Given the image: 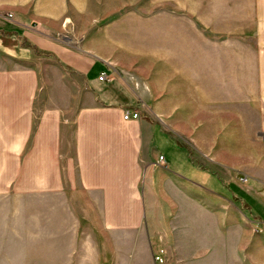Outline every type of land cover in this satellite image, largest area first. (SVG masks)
Wrapping results in <instances>:
<instances>
[{"label": "crops", "instance_id": "0c3cea01", "mask_svg": "<svg viewBox=\"0 0 264 264\" xmlns=\"http://www.w3.org/2000/svg\"><path fill=\"white\" fill-rule=\"evenodd\" d=\"M116 3L127 5L126 0ZM75 5L79 7L71 11L90 10L89 0ZM52 6L47 4L43 10L54 11ZM159 8L161 51L171 60V70L179 67L175 61L181 58V45H193V139L209 156L218 157L213 161L221 167L214 166L213 171L201 170L187 148L160 130L174 152L168 161L159 148L154 122L123 119L128 110L141 115V107L136 93L107 59L54 42L29 22L16 16L9 19L0 7V212L16 204L12 216L18 218L28 199L37 220V212L47 206L52 242L35 244L33 250L48 252L49 258L31 264H142L140 252L149 253L145 264H157L154 255L160 251L167 253L164 264H170L165 242L174 235L176 215L168 183H156L153 177L161 171L220 200H235L264 232V106L246 105L256 94L247 88L248 69L227 64L231 52H208L202 41L206 36L202 39L193 31L189 42L188 30L180 31L181 13H192L193 23L203 22L210 34L241 43L246 35L243 29L264 27V0H160ZM249 12H256V18L250 19ZM196 24L195 28L203 27ZM241 56L238 53L236 58ZM48 58L53 66L41 69ZM97 61L106 69L93 74L91 66ZM102 75H106L103 81ZM184 93L167 77L160 118L164 119L165 108L189 104L180 99ZM232 162L247 172L246 184L240 182L242 178L230 180ZM156 199L160 207L153 205ZM57 239L62 242H53ZM24 249L7 244L0 251ZM20 257L4 259L30 264Z\"/></svg>", "mask_w": 264, "mask_h": 264}, {"label": "rangeland", "instance_id": "374dc122", "mask_svg": "<svg viewBox=\"0 0 264 264\" xmlns=\"http://www.w3.org/2000/svg\"><path fill=\"white\" fill-rule=\"evenodd\" d=\"M102 1H109L111 4H103ZM116 1L89 0V11L75 12L71 9L79 7L75 4H81L82 0H0V7H4L9 14V19H14L16 16L29 22L35 29L41 30L52 38L54 42L77 52H88L107 59L136 93L139 107H141V118L149 119L156 124L159 130L157 133L159 148L168 161H171L174 152L169 142L159 133L160 130L165 131L187 148L191 161L201 170L213 171L214 166L221 167L213 161L218 157L209 156L206 151L195 145L196 142L193 139V117L191 116L194 115L195 109L190 104L192 95L190 89L193 84L191 72L193 62L190 55L193 49L192 43L181 45L179 53L181 58L174 59L179 67L171 70V60L167 61L161 51L160 0H126L127 5H118ZM50 3L53 4L54 11L43 10ZM59 6H66L68 10L56 11L55 9ZM119 6L131 9L115 12L108 10ZM151 6L154 7L153 10H148ZM191 18L192 13H181L180 31L183 34L184 30H188L186 40L192 42L194 31V34L201 36L202 39L206 36L202 40L205 41L203 45L206 51L231 52L232 59L226 61L227 64L231 67L248 69V74L244 76L248 84L247 88L252 95L256 94L250 97L246 105L250 103L257 108L263 107L264 27L243 29L246 35H242L241 43L233 37L226 38L229 40L224 42V39L216 37L217 34H210V29L205 28L204 23L199 20H196V23H200L203 27L195 28L197 24L193 23ZM249 18H256V12H249ZM57 23L59 25L57 27L43 26V24L56 25ZM185 24L187 27H184ZM231 40L234 41L231 42ZM197 46L196 44V48ZM238 53L242 55L241 59L236 58ZM184 56L185 58H182ZM43 60L40 68H50L52 65L50 59ZM91 67L93 74L106 69L100 61L95 62ZM161 77L164 79L163 83ZM167 77L170 84L174 83L175 86L179 84L180 89L185 90V93L180 95V99H186L185 103L189 104L180 108H165L163 119L160 118L161 90L167 83ZM241 158L242 156H238L237 161L241 162ZM233 166L239 165L232 162V168ZM232 168H229L232 170L230 178L232 181L236 179L239 181L247 174L239 167L238 171ZM166 176L164 171L153 175L158 181L156 183L159 181L163 184L168 183L169 193L173 196L172 207L176 215L175 220H172L174 235L165 242L169 248L170 264H264V232L254 225L240 203L235 200H220L207 191L188 187L177 181L175 177ZM181 185H184V188ZM154 189L160 196L161 191L158 188ZM192 196L200 202H193ZM156 202L157 204L153 205L160 207L157 199ZM15 208L16 204H10L0 212V249L2 245L7 244L22 245L25 249L23 252L0 251V264H10L5 261L4 256L12 257V260L17 261V255L21 256L20 258L26 263L31 264L34 259L44 263L48 260L49 253L35 252L33 245L52 242L47 230V206L44 211L41 208V213L37 212V220L33 219L35 212L31 200H26L24 213L17 212L20 218H15L16 215L13 218L12 210ZM16 232L17 235H14ZM161 235L159 239L162 240ZM53 242L62 241L57 239ZM166 255L167 253L164 256ZM148 257V252L139 253V261L142 264L149 261Z\"/></svg>", "mask_w": 264, "mask_h": 264}, {"label": "built area", "instance_id": "2783aa9c", "mask_svg": "<svg viewBox=\"0 0 264 264\" xmlns=\"http://www.w3.org/2000/svg\"><path fill=\"white\" fill-rule=\"evenodd\" d=\"M104 79H106V75H102V77H100V80L103 81ZM123 119L125 121H131V120H140L141 119V115L139 112H136V111H126L123 115ZM159 161L160 163H164L165 161V158H163V156H161L159 158ZM241 182H243L244 184H246L248 182V179L247 177L245 178H242L241 179ZM166 252L164 251H160V253L154 255V259H155V262L157 264H164L165 263V259H164V255H165Z\"/></svg>", "mask_w": 264, "mask_h": 264}]
</instances>
